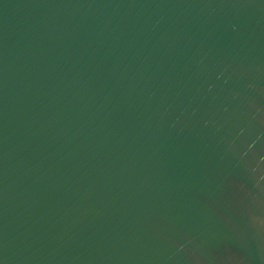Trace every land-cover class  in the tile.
Returning a JSON list of instances; mask_svg holds the SVG:
<instances>
[{"label":"water","instance_id":"1","mask_svg":"<svg viewBox=\"0 0 264 264\" xmlns=\"http://www.w3.org/2000/svg\"><path fill=\"white\" fill-rule=\"evenodd\" d=\"M0 264H264V0H0Z\"/></svg>","mask_w":264,"mask_h":264}]
</instances>
